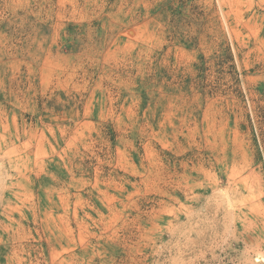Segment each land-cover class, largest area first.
Instances as JSON below:
<instances>
[{
  "label": "rangeland",
  "instance_id": "obj_1",
  "mask_svg": "<svg viewBox=\"0 0 264 264\" xmlns=\"http://www.w3.org/2000/svg\"><path fill=\"white\" fill-rule=\"evenodd\" d=\"M0 264H264V0H0Z\"/></svg>",
  "mask_w": 264,
  "mask_h": 264
}]
</instances>
